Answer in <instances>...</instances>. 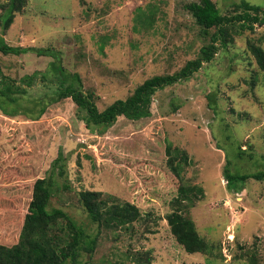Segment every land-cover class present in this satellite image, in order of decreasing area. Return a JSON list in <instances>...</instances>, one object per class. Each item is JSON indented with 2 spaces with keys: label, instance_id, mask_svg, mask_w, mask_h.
<instances>
[{
  "label": "rangeland",
  "instance_id": "obj_1",
  "mask_svg": "<svg viewBox=\"0 0 264 264\" xmlns=\"http://www.w3.org/2000/svg\"><path fill=\"white\" fill-rule=\"evenodd\" d=\"M190 1L26 0L4 38L11 46L56 51L102 110L144 79L197 56L207 38L184 8ZM213 1L229 14L239 0ZM140 11L153 12L151 27L139 24ZM249 41L264 48V24L235 35L189 79L157 90L149 117L121 116L104 132L89 130L70 99L39 113L42 104L34 98L52 90L37 81L12 115L0 109V243L17 240L31 186L51 169L70 188L52 196L50 208L62 207L90 232L96 224L79 197L101 215L94 252L82 256L86 264H249L252 253L264 264V180L248 178L234 192L223 176L225 151L242 172L264 167V72ZM52 60L35 50L0 51L3 72L16 80L48 71ZM167 143L186 151L191 163L184 178L203 188L192 206L168 161ZM240 145L254 155L252 163L236 160ZM59 148L61 175L51 166ZM177 216L193 222L190 240L174 233ZM196 236L209 244L207 253L195 248Z\"/></svg>",
  "mask_w": 264,
  "mask_h": 264
},
{
  "label": "trees",
  "instance_id": "obj_2",
  "mask_svg": "<svg viewBox=\"0 0 264 264\" xmlns=\"http://www.w3.org/2000/svg\"><path fill=\"white\" fill-rule=\"evenodd\" d=\"M232 4L234 11L229 14L222 13L213 0H194L184 4L185 10L199 25L200 34L207 38V42L200 47L197 56L187 59L172 73L154 74L144 79L125 98L115 99L100 110L95 103L94 94L83 89L79 74L64 70L56 51L50 48L11 46L6 43L4 34L12 24L15 14L23 10L26 0H4L0 4V51L19 55L35 50L39 54L46 53L53 56V60L50 63V71L33 72L18 80L5 74L0 66V109L7 115H12L18 107V100L25 97L30 90H35L34 84L37 81L39 87L52 90L34 98L42 104L39 113L48 105L62 99H70L77 111H82L80 118L91 131L104 132L121 116L131 120L147 118L152 113L151 104L157 90L189 79L221 48L228 47L235 35L246 31L252 32L256 24H264L263 4L251 3L248 0H239ZM137 17L139 24L144 28L153 25V12L140 11ZM248 48L257 66L264 72L263 46L259 42L249 41ZM209 105L212 108L216 107V101L212 96H209ZM10 106L11 109H7ZM178 107L177 104L172 103L173 109ZM167 148L172 171L182 180L179 187L183 198L192 206L203 196L204 191L199 184L191 183L184 178L183 174L191 163V158L180 147L167 143ZM244 150L245 148L240 145L236 152L238 157L236 160H247L252 163L254 155L252 153L246 155ZM64 160L65 154L59 148L51 165L52 168L57 169V174H63ZM225 161L223 176L226 185L234 192L241 191L243 186H240V182L248 178L264 180V167L257 171L242 172L226 151ZM47 171L45 175L37 177L31 186L17 240L12 244L0 243V264H86L82 259L83 254L87 253L91 256L94 252L102 227L101 215L90 208L83 197H79L87 216L96 224V232H90L86 224L79 222L62 207L50 208L51 197L60 194L63 189H69L70 186L66 181L63 184L59 183L54 176V170ZM174 233L180 240H190V236L195 233L193 222L186 217L177 216ZM195 248L207 253L209 244L204 238L196 236ZM247 261L249 264H262L255 253L250 254Z\"/></svg>",
  "mask_w": 264,
  "mask_h": 264
}]
</instances>
